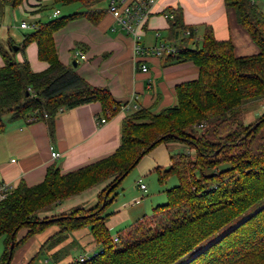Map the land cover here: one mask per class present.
Masks as SVG:
<instances>
[{"label":"trees","instance_id":"obj_1","mask_svg":"<svg viewBox=\"0 0 264 264\" xmlns=\"http://www.w3.org/2000/svg\"><path fill=\"white\" fill-rule=\"evenodd\" d=\"M22 1L0 0V5L8 2L16 7ZM102 1L53 0L61 5L78 3L81 10L40 22L24 34L18 50L35 42L38 58L47 63L43 71L34 72L26 58L18 61L14 50L0 47V133L7 121L27 122L30 117L46 121L52 132L59 109L91 102H99L101 114L107 117L119 111L121 103L107 87L89 84L72 64L59 60L53 39L54 32L72 19L84 17L98 23L104 10L95 6ZM224 4L234 10L258 52L236 56L231 40H217L208 25H203L198 38L194 27L183 24L178 9L169 10V37L176 52L161 58L192 62L198 76L175 86L174 106L157 113L140 108L125 115L120 144L112 154L66 173L51 165L43 180L34 185L19 181L0 201V264L8 260L11 264L18 247L52 224L59 229L42 244L41 251L83 227L98 245L83 260L68 264H176L264 198V112L255 122L247 123L243 117L248 103H264V13L253 0H224ZM185 30L190 35H185ZM168 141L181 142L185 150L170 155V164L159 173V181L175 176L177 184L165 190L166 201L156 205L149 217L130 225L114 241L105 222L115 190L143 155ZM221 165L226 167L219 169ZM104 182L94 206L40 215ZM152 218H157L153 226ZM22 228L25 234L16 239ZM57 257L56 253L52 256L54 263ZM182 264H264V205Z\"/></svg>","mask_w":264,"mask_h":264},{"label":"crops","instance_id":"obj_2","mask_svg":"<svg viewBox=\"0 0 264 264\" xmlns=\"http://www.w3.org/2000/svg\"><path fill=\"white\" fill-rule=\"evenodd\" d=\"M110 1L103 0L95 6L104 10L98 23L92 24L86 18L79 17L54 32L59 60L65 65L76 61V72L83 79L93 86L107 87L113 98L121 104H137L139 109H148L151 113L174 106L177 102L175 86L195 79L198 76L197 66L189 61L166 62L158 56L143 55L139 57V63L145 64L148 70L140 71L134 62L133 39L118 29L114 17L108 11ZM253 1L256 3V0ZM256 4L264 13V5ZM60 5L53 0H23L16 7L3 2L0 5V47L14 50L18 61L26 58L34 72L43 71L47 63L38 58L35 42L27 44L23 51L18 50L24 34L30 31L21 28L20 23L36 25L45 22L54 17L55 9L60 10L58 16L63 15ZM67 6L69 13L81 10L78 3ZM50 8L52 10L48 11ZM171 9L181 12L183 24L194 27L198 38L202 36L203 25H208L217 40H231L236 56L252 55L259 50L238 23L234 10L225 6L224 0H157L142 31L140 43L143 47L172 41L169 37L171 20L165 17ZM16 18L19 19L18 24L14 23ZM10 27L21 35L13 39ZM80 54L84 55L83 59ZM2 64L0 54V66ZM101 112L99 102L70 109L61 108L54 116L52 132L44 120L7 121L4 131L0 133V182L16 186L22 180L27 185H34L43 180L47 167L51 165L58 167L61 173H66L112 154L120 144L121 121L134 110H119L108 117L105 123H98ZM51 150L59 152V156L52 158ZM184 150V144L178 141L157 144L128 173L131 183L121 189L119 184L107 208L110 215L105 222L113 238L135 222L147 218L151 209L166 201L165 190L170 187L165 181L172 176L159 181V173L169 166L172 153ZM139 179L146 185V191L140 189ZM105 183L52 205L49 215L66 212L75 206H94L98 192ZM152 187L154 190L160 188L156 191L157 195L149 193ZM58 229L56 224H52L29 238L15 250L11 264H32L41 254L45 263L68 264L76 258L71 256L72 249H78L80 254L98 248L89 229L83 227L69 233L54 247L41 251L42 244ZM25 232V228L20 229L16 239H20ZM55 253L58 254L56 263L52 258Z\"/></svg>","mask_w":264,"mask_h":264},{"label":"built area","instance_id":"obj_3","mask_svg":"<svg viewBox=\"0 0 264 264\" xmlns=\"http://www.w3.org/2000/svg\"><path fill=\"white\" fill-rule=\"evenodd\" d=\"M157 0H132L130 2H117L111 0L108 5V11L114 17L118 29L122 30L128 34L133 39V52H134V62L140 71L146 72L148 70L147 66L143 63H139V57L154 55L162 57L169 54H175L176 47L174 44L168 41H161L156 46L153 47H143L140 43L142 37V31L147 24L150 14L152 13V7ZM60 13L59 9H55L53 16L56 17ZM165 17L172 19V14L167 12ZM20 27L24 29H33L35 25L28 24L26 22H21ZM185 35H190L189 30H185ZM83 59L84 55L80 54ZM151 84L149 83L148 86ZM264 101V98L262 99ZM129 109L138 110L137 104L130 105L129 103H122L119 106V110L127 111ZM47 117L46 114L43 115ZM107 116L102 115L97 118L98 123H105L107 121ZM37 120L36 117H30L27 122H32ZM51 149V148H50ZM52 158H57L59 152L51 150ZM139 187L142 191H146V185L138 180ZM14 186L6 182H0V201L6 198V196L12 191ZM114 241H117V236L114 237ZM93 252V251H91ZM86 253H81L78 256L79 260H83L86 257Z\"/></svg>","mask_w":264,"mask_h":264},{"label":"rangeland","instance_id":"obj_4","mask_svg":"<svg viewBox=\"0 0 264 264\" xmlns=\"http://www.w3.org/2000/svg\"><path fill=\"white\" fill-rule=\"evenodd\" d=\"M256 3L260 4L262 3V5H264V0H256ZM62 10V14L63 15H67L69 13V8H67L68 6L67 5H60L59 6ZM52 10L51 8L48 10L50 11ZM18 20L16 18V21H14V23H17L18 24ZM13 28V26H12ZM10 27V32H11V36L13 37V39L19 37L21 34L19 31L15 30V29H12ZM264 112V103L260 102V101H253V102H250L248 103L244 109H243V117H244V120L248 123V122H255L256 119ZM226 167V165H221L219 166V169L221 168H224ZM130 178H131V175L127 174L125 176V178L121 181V186H120V189L122 187H125V185H127L128 183H131L130 182ZM106 184V183H105ZM104 184V185H105ZM165 184L168 185V187H172L174 185L177 184V179L175 176H172L170 177V179H168L167 181H165ZM164 184V185H165ZM106 186V185H105ZM104 186V187H105ZM126 189V188H125ZM156 189V188H155ZM160 188H157L156 190L150 188L149 190V193H155V195H157V190H159ZM77 195V194H76ZM155 197V196H154ZM166 199V197H165ZM164 199V200H165ZM163 200V201H164ZM159 203V202H158ZM161 203V202H160ZM264 205V198L262 200H260L259 202H257L255 205H253L249 210H247L243 215L237 217L235 220H233L231 223H229L228 225H226L225 227H223L218 234H222L224 232H226L227 230H229L234 224L238 223L239 221H241V219H244L245 217H247L248 215H250L251 212L257 210L260 206ZM50 210V209H49ZM49 210L43 212L42 214H40L41 216H52V215H49ZM71 209H69L68 211L66 212H61V213H67L69 212ZM152 212V209L150 210V212L147 213V217L148 215H150ZM61 213H58V214H61ZM58 214H54V215H58ZM150 221V224L153 226L154 225V222L157 221V218H152V219H149ZM147 221V220H146ZM112 236H113V233H110ZM218 234L208 238L207 240H205L204 242H202L200 245H198L194 251H192L191 253H189L187 256H185L182 260H180L179 262H177L176 264H182L184 261H186L189 257H191V255L194 253V252H197L198 250L204 248L205 246H207L212 240H214L216 238V236H218ZM2 251H3V242H2V239H0V256L2 254ZM92 251V250H91ZM71 256L73 255L74 257H76L75 259H78V254H79V250L78 249H72V252H71ZM82 253V252H81ZM80 253V254H81ZM89 253H91L90 251L86 252V255H88ZM83 254V253H82ZM13 258V257H12ZM13 260V259H12ZM15 260V259H14ZM13 263V261H12ZM15 264H19L17 262H15ZM32 264H51V263H45L43 261V256L42 254L39 255Z\"/></svg>","mask_w":264,"mask_h":264},{"label":"water","instance_id":"obj_5","mask_svg":"<svg viewBox=\"0 0 264 264\" xmlns=\"http://www.w3.org/2000/svg\"><path fill=\"white\" fill-rule=\"evenodd\" d=\"M15 48V47H14ZM72 66H76V61H73L72 62ZM258 123L259 122H256V123H254L253 124V126L251 127V129H254L257 125H258ZM113 187V185L110 187V188H108V190H107V192H106V194H108V192L110 191V189ZM50 220H52V219H50ZM12 247H13V243H11V245H10V250H9V255H8V257L10 258L11 257V253H12ZM9 261V260H8ZM8 261L6 262V264L8 263Z\"/></svg>","mask_w":264,"mask_h":264}]
</instances>
